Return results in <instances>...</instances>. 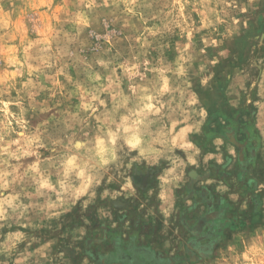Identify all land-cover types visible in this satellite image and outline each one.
I'll return each instance as SVG.
<instances>
[{
    "label": "rangeland",
    "instance_id": "374dc122",
    "mask_svg": "<svg viewBox=\"0 0 264 264\" xmlns=\"http://www.w3.org/2000/svg\"><path fill=\"white\" fill-rule=\"evenodd\" d=\"M0 264H264V0H0Z\"/></svg>",
    "mask_w": 264,
    "mask_h": 264
}]
</instances>
